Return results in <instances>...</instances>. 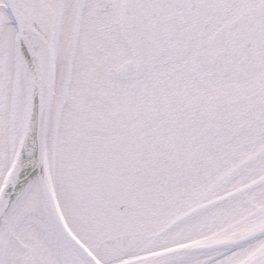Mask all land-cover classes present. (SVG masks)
Masks as SVG:
<instances>
[{
	"label": "snow or ice",
	"instance_id": "6c2138e0",
	"mask_svg": "<svg viewBox=\"0 0 264 264\" xmlns=\"http://www.w3.org/2000/svg\"><path fill=\"white\" fill-rule=\"evenodd\" d=\"M0 264H264V0H0Z\"/></svg>",
	"mask_w": 264,
	"mask_h": 264
}]
</instances>
